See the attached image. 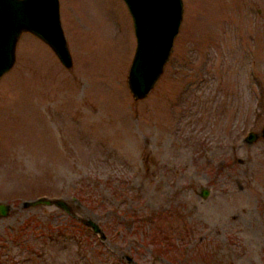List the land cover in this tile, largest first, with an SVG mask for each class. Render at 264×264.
I'll return each mask as SVG.
<instances>
[{
  "label": "rangeland",
  "instance_id": "374dc122",
  "mask_svg": "<svg viewBox=\"0 0 264 264\" xmlns=\"http://www.w3.org/2000/svg\"><path fill=\"white\" fill-rule=\"evenodd\" d=\"M182 7L137 101L122 0H58L69 68L20 35L0 77V264H264V139L245 140L264 123V0Z\"/></svg>",
  "mask_w": 264,
  "mask_h": 264
},
{
  "label": "water",
  "instance_id": "95a60500",
  "mask_svg": "<svg viewBox=\"0 0 264 264\" xmlns=\"http://www.w3.org/2000/svg\"><path fill=\"white\" fill-rule=\"evenodd\" d=\"M122 2L130 17L135 41L125 85L132 100L137 101L147 97L169 59L181 21L182 0ZM22 33L39 39L62 66L70 67L71 58L59 21L58 0H0V77L12 66L16 42ZM258 135L264 139V123L259 134L248 132L245 140L252 142ZM200 196L205 197L206 190L202 189ZM35 202L51 203L43 199ZM0 215H4L1 205Z\"/></svg>",
  "mask_w": 264,
  "mask_h": 264
}]
</instances>
